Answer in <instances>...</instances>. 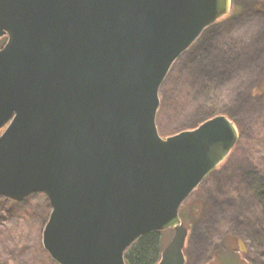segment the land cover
<instances>
[{
    "label": "water",
    "instance_id": "95a60500",
    "mask_svg": "<svg viewBox=\"0 0 264 264\" xmlns=\"http://www.w3.org/2000/svg\"><path fill=\"white\" fill-rule=\"evenodd\" d=\"M232 0H0V197L46 195L58 264H126L174 229L158 264H186L179 211L240 139L225 115L163 138L159 91Z\"/></svg>",
    "mask_w": 264,
    "mask_h": 264
},
{
    "label": "rangeland",
    "instance_id": "374dc122",
    "mask_svg": "<svg viewBox=\"0 0 264 264\" xmlns=\"http://www.w3.org/2000/svg\"><path fill=\"white\" fill-rule=\"evenodd\" d=\"M234 1L230 13L176 60L159 91L157 127L163 138L207 121L223 101L221 90L231 94L220 112L240 131L230 155L182 204L189 211L186 264H264V210L253 198L256 189H264V11L232 15ZM1 199L0 264H58L43 246L51 213L46 195ZM163 232L165 248L175 231Z\"/></svg>",
    "mask_w": 264,
    "mask_h": 264
},
{
    "label": "trees",
    "instance_id": "16d2710c",
    "mask_svg": "<svg viewBox=\"0 0 264 264\" xmlns=\"http://www.w3.org/2000/svg\"><path fill=\"white\" fill-rule=\"evenodd\" d=\"M242 10H259V11H264V4L263 3H257V2H252V3H240L239 1L235 0L234 1V6L232 8V15H234L235 13H237L238 11H242ZM230 16V15H229ZM221 19H219L216 23H218ZM7 42V38H2L0 39V49H2L5 44ZM230 88V87H229ZM228 89V88H227ZM217 90L214 89L213 92L209 93L211 94L212 98L215 95V97H217ZM212 93H214L212 95ZM224 95H222L223 101L220 102L219 100L222 99V97L219 98V100L216 102V107L214 109V114L211 115L210 118H213L217 115H221V107H223L226 103V101L228 100V96L229 94H231V92L229 93H225L223 90H221L220 92ZM209 118V119H210ZM7 128V124L3 125L2 127H0V136L3 134V132L5 131V129ZM181 132V131H180ZM180 132H176L175 134H178ZM172 136V135H167V137ZM1 201L6 202L7 199H1ZM48 202V201H47ZM49 204V203H48ZM192 212V215L194 212H196V208H192L190 210ZM28 213V210H27ZM29 214V213H28ZM50 212L47 214L46 218L49 217ZM179 215L181 220L183 221L184 225H186V222L189 218V211L186 208H183L181 206L180 211H179ZM188 217V218H187ZM196 217L193 216V220ZM186 227V226H185ZM163 231L161 232H152L149 234H146L142 237H140L125 253V261L126 264H158V262L161 259V254L163 251V244H162V235H163ZM28 248V247H27ZM51 259V257H50Z\"/></svg>",
    "mask_w": 264,
    "mask_h": 264
},
{
    "label": "flooded vegetation",
    "instance_id": "af4514ba",
    "mask_svg": "<svg viewBox=\"0 0 264 264\" xmlns=\"http://www.w3.org/2000/svg\"><path fill=\"white\" fill-rule=\"evenodd\" d=\"M234 149V148H233ZM232 152V151H231ZM259 180H260V184L262 183V179L261 178H259ZM264 183H262L261 185H260V188H262V187H264V186H262ZM247 188H251V187H247ZM257 190V191H256ZM255 191H256V193H254V196H253V198L255 197V195H257V197H256V199H257V201H258V203L260 204V205H262V208H263V210H264V189H256ZM251 191H252V189H251Z\"/></svg>",
    "mask_w": 264,
    "mask_h": 264
}]
</instances>
